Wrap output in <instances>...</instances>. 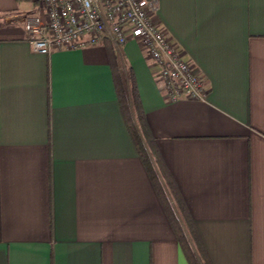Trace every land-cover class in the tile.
<instances>
[{
	"label": "crops",
	"instance_id": "1",
	"mask_svg": "<svg viewBox=\"0 0 264 264\" xmlns=\"http://www.w3.org/2000/svg\"><path fill=\"white\" fill-rule=\"evenodd\" d=\"M151 1L204 77V99L169 100L132 37L36 52L24 19L38 0H0V264H203L177 237L119 84L138 100L153 166L184 201L204 264H264V0Z\"/></svg>",
	"mask_w": 264,
	"mask_h": 264
},
{
	"label": "built area",
	"instance_id": "2",
	"mask_svg": "<svg viewBox=\"0 0 264 264\" xmlns=\"http://www.w3.org/2000/svg\"><path fill=\"white\" fill-rule=\"evenodd\" d=\"M157 9L151 0H38L37 11L25 16L24 28L33 49L43 54L107 38L120 47L135 38L159 66L169 100L204 99V77L157 23Z\"/></svg>",
	"mask_w": 264,
	"mask_h": 264
},
{
	"label": "trees",
	"instance_id": "3",
	"mask_svg": "<svg viewBox=\"0 0 264 264\" xmlns=\"http://www.w3.org/2000/svg\"><path fill=\"white\" fill-rule=\"evenodd\" d=\"M119 101L121 103V107L123 110V113L125 115V118L128 122L129 128L131 130V133L133 135L135 145L137 146V149L139 151V154L143 161L145 162L147 168L149 169L151 180L153 181V184L159 194V197L161 198L167 213L169 214L171 223L173 225V228L177 234V237L187 255L189 260L194 263L196 261V254L199 257V260L204 264V251L203 246L200 242V238L195 230V227L190 220L189 216H187L186 212V206L184 204V201L181 199L180 194L178 190L176 189L175 184L170 180L166 179L165 177V184L167 186L168 192L165 190L164 184L161 181L159 175L157 174L152 160L149 156L147 147L144 142V138L147 141V144L149 145L151 152L153 156L155 157V160L158 161V153L156 150H154L153 144L149 141L148 143V132L145 126V123L143 121L142 114L140 115L136 113V111L139 109V103L138 100L135 98L134 93L129 91L127 93L121 84H119ZM132 107L135 109V115L137 118V122L139 124L141 134L134 122L133 114H132ZM144 138H143V137ZM157 157V158H156ZM170 197H169V195ZM171 200L174 201L175 206L177 208V211L181 217L178 216L173 204L171 203Z\"/></svg>",
	"mask_w": 264,
	"mask_h": 264
}]
</instances>
